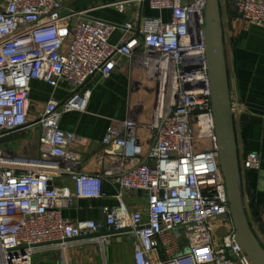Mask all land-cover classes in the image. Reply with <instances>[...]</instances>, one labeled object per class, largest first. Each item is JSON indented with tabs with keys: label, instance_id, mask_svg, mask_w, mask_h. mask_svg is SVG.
I'll return each instance as SVG.
<instances>
[{
	"label": "built area",
	"instance_id": "1",
	"mask_svg": "<svg viewBox=\"0 0 264 264\" xmlns=\"http://www.w3.org/2000/svg\"><path fill=\"white\" fill-rule=\"evenodd\" d=\"M133 2L158 15L118 25L66 10L61 0H0V264H48L55 254L68 264L75 246L97 243L103 252L113 235L132 245L134 264H251L235 240L219 165L202 34L206 0L111 5L124 12ZM228 2L264 29V0L220 6ZM123 60L136 79L138 112L110 121L85 170L73 150L78 136L61 127L62 116L85 112L90 80L122 72ZM34 80L65 84L68 93L29 118ZM231 108L233 116L241 112L233 99ZM21 131L36 137L20 148L15 139L3 142ZM239 165L241 176L258 168L259 154L247 152ZM105 179L117 185V203L103 206L100 220L62 216L77 200L102 198ZM135 192H143V206L130 209L125 199Z\"/></svg>",
	"mask_w": 264,
	"mask_h": 264
},
{
	"label": "crops",
	"instance_id": "2",
	"mask_svg": "<svg viewBox=\"0 0 264 264\" xmlns=\"http://www.w3.org/2000/svg\"><path fill=\"white\" fill-rule=\"evenodd\" d=\"M66 10L86 11L89 17L118 25L131 23L137 26L140 16H157L147 3H130L124 12L111 4L118 0H61ZM224 50L230 98L241 112L234 116V127L239 159L247 152L259 154L260 165L242 174V188L246 214L250 226L264 247V29L243 21L232 2L221 7ZM166 16V13L164 14ZM121 32L115 31L110 41L119 40ZM122 72L114 71L106 79L94 77L89 82L91 96L85 112L69 111L63 114L61 127L74 131L80 143L73 146L83 161L85 170H91L93 160L102 149L101 140L113 119H125L130 112H138L137 98L132 97L134 79L129 60H123ZM68 93L65 84L53 89L40 81L31 82V109L29 118H35L49 98L63 100ZM15 138L14 147L20 148L27 139ZM17 139V140H16ZM91 163V164H90ZM104 196L99 199H80L63 207L62 216L70 221L101 219V208L117 203V185L110 179L103 182ZM143 192L126 197L130 209L143 206ZM102 252L97 243H82L68 252V264H134L133 247L121 235H113ZM105 253V254H104Z\"/></svg>",
	"mask_w": 264,
	"mask_h": 264
},
{
	"label": "water",
	"instance_id": "3",
	"mask_svg": "<svg viewBox=\"0 0 264 264\" xmlns=\"http://www.w3.org/2000/svg\"><path fill=\"white\" fill-rule=\"evenodd\" d=\"M202 34L213 129L220 170L224 178L230 214L235 227V240L251 264H264V247L250 226L244 204L242 176L226 68L220 0H206Z\"/></svg>",
	"mask_w": 264,
	"mask_h": 264
},
{
	"label": "rangeland",
	"instance_id": "4",
	"mask_svg": "<svg viewBox=\"0 0 264 264\" xmlns=\"http://www.w3.org/2000/svg\"><path fill=\"white\" fill-rule=\"evenodd\" d=\"M133 98H135V95H133ZM28 135H29V132L28 131H21V132L15 134V137L16 138H24V137H28ZM14 139L15 138H13V137H8V138L3 139V142L6 143L7 141L14 140ZM104 248H106V247H104ZM103 252H105V251H103ZM47 263L48 264H60V256H59V254H55L54 255V258L51 261H48Z\"/></svg>",
	"mask_w": 264,
	"mask_h": 264
}]
</instances>
